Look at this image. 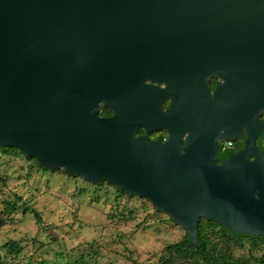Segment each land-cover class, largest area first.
<instances>
[{
	"label": "water",
	"instance_id": "obj_1",
	"mask_svg": "<svg viewBox=\"0 0 264 264\" xmlns=\"http://www.w3.org/2000/svg\"><path fill=\"white\" fill-rule=\"evenodd\" d=\"M263 116L264 0H0V146L147 200L193 243L200 218L264 236Z\"/></svg>",
	"mask_w": 264,
	"mask_h": 264
},
{
	"label": "rangeland",
	"instance_id": "obj_2",
	"mask_svg": "<svg viewBox=\"0 0 264 264\" xmlns=\"http://www.w3.org/2000/svg\"><path fill=\"white\" fill-rule=\"evenodd\" d=\"M0 174L5 179L0 184V264H155L163 248L184 233L142 198L103 182L44 171L19 151L0 150ZM29 208L39 212L40 224ZM214 240L212 258L198 256L202 264H221L222 250L230 252L232 262L264 254V246L248 240L222 247L218 237ZM9 241L17 244V252L6 251Z\"/></svg>",
	"mask_w": 264,
	"mask_h": 264
},
{
	"label": "trees",
	"instance_id": "obj_3",
	"mask_svg": "<svg viewBox=\"0 0 264 264\" xmlns=\"http://www.w3.org/2000/svg\"><path fill=\"white\" fill-rule=\"evenodd\" d=\"M214 85H215V81L209 85V89L212 90ZM97 112L99 116H103V115H106L109 111L107 108L99 104L97 107ZM261 120L264 123L263 117H261ZM161 138H162L161 136H158L156 139L161 140ZM234 140H232V143H233L232 148H229L224 151H221L218 148L217 152L215 153V157L218 158V160L223 159L227 154L238 150L242 146L241 138H237L236 142H234ZM255 142L259 150L264 152V127H263L262 133L257 137ZM0 150L4 153H7V152L17 153L18 152L16 149L11 148V147H1L0 146ZM26 159L31 160L37 168L47 171V169L41 168L39 165H37V163L35 162L33 158L26 157ZM49 171L63 172L62 169H56V170L54 169V170H49ZM74 177H79V176H74ZM4 183H5V179L0 174V184H4ZM101 183L102 182H99V184ZM103 183H106V182H103ZM109 185H112V184H109ZM112 186L115 187L114 185ZM116 191L121 194L128 195L121 190L116 189ZM128 196H133V195H128ZM9 206L11 209H15L12 205H9ZM155 210L158 211L157 209ZM29 212L32 213L35 223L40 224L41 219H40L39 212L33 208H29ZM2 223L3 221L0 219V226L2 225ZM216 237H218V240L219 239L221 240L220 247H222V243L239 245L241 244L243 240H248L253 244H260L264 246V236H261V235L252 236V235L241 234L238 232H233V231L226 229L225 227L221 226L218 223H215L210 220H206L204 218H200L198 220V225H197V230H196V243H193L190 241V239L188 238L187 232L184 230V233L179 240L172 242L170 244H167L163 248V253L160 254L155 264H202L200 260L198 259V256L201 255L203 259L212 258V252H214L215 250V240L214 239ZM4 246L6 247V251L8 252L18 251L17 244L14 241L6 242ZM218 253L221 255V264H264V254H261L258 256H255V255L240 256L239 258H237L236 262H232L230 261L231 254L228 250L218 251Z\"/></svg>",
	"mask_w": 264,
	"mask_h": 264
},
{
	"label": "flooded vegetation",
	"instance_id": "obj_4",
	"mask_svg": "<svg viewBox=\"0 0 264 264\" xmlns=\"http://www.w3.org/2000/svg\"><path fill=\"white\" fill-rule=\"evenodd\" d=\"M215 81V84L218 82L217 79L215 78H210L209 79V85ZM166 104H167V101H164L163 104H162V107L165 108L166 107ZM109 111V110H108ZM110 112H108L106 115H109ZM106 115H103V116H106ZM142 130L139 129V133H141ZM147 136L151 139H156L158 136H161V137H164V132L162 130H155V131H152L150 133L147 134Z\"/></svg>",
	"mask_w": 264,
	"mask_h": 264
},
{
	"label": "built area",
	"instance_id": "obj_5",
	"mask_svg": "<svg viewBox=\"0 0 264 264\" xmlns=\"http://www.w3.org/2000/svg\"><path fill=\"white\" fill-rule=\"evenodd\" d=\"M163 139V137L161 138V140ZM233 146V143H232V140H229V141H223L219 144V149L221 151H224V150H227L229 148H232Z\"/></svg>",
	"mask_w": 264,
	"mask_h": 264
}]
</instances>
